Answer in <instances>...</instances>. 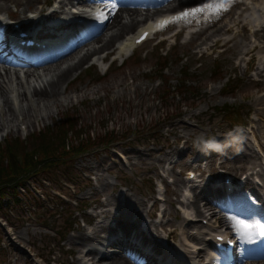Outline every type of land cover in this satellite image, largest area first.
Instances as JSON below:
<instances>
[{"label":"rangeland","instance_id":"obj_1","mask_svg":"<svg viewBox=\"0 0 264 264\" xmlns=\"http://www.w3.org/2000/svg\"><path fill=\"white\" fill-rule=\"evenodd\" d=\"M19 1L24 2L8 0L7 9L0 12L22 20L20 16L27 17L29 11L37 10L43 3L44 6L48 4L47 0H35L30 5H19ZM173 4L171 0L165 5L169 7L167 10L188 3ZM249 13L245 11V15L237 17L233 9L212 23L208 33L220 27L227 28L229 19L235 22L238 18L240 27L237 30L242 35H236L233 42L224 45L223 39L216 45L219 51L209 55H200L203 47L197 46L202 42L194 37L189 43L176 39L175 44L168 40L167 45H156L159 38L166 37L168 31H164L161 36L136 48L124 62L114 61L105 73V61L93 65L107 51L108 44L113 48L115 41L113 45L112 42L105 44L96 52L101 53L99 56L94 53L84 60L60 84L55 103L50 102L49 107L42 108L33 106L36 112L30 117L31 125H27L19 114V111L23 114L27 111L26 101H18L19 91H29V82L18 70L17 79L10 75L6 95L16 112L11 117L0 113V177L6 182L10 169L25 166L26 158L38 168L47 167L42 158L51 154L40 147H53L51 153L54 152L56 158L53 161L57 160V165L36 171L39 176L46 177L52 169L47 177L50 183H30L36 174L25 178L32 196L27 198L20 189L21 193L13 199L3 197L0 200V264H83L78 260L83 248L76 239L79 233L85 234V246L96 245L99 242L89 238L101 226H109L116 213L115 220H131L134 210L143 221L147 210L156 215L159 203L148 207L154 199L157 181L166 188L167 202L160 204L165 208L163 214L167 219L163 230L175 239V226L180 219L175 208L176 197L186 184L184 171L196 167L216 174L222 168L237 178L254 168L260 169L262 158L253 151L251 142L247 140V145L239 140L243 134L246 138L253 135L264 161V111L260 108L264 105L257 104L260 100L264 103V71L258 69L264 61L257 59L260 55L255 50L244 59L236 54L238 49L247 48L251 43ZM3 17L7 18V15ZM110 26H105L103 38L112 32ZM230 32L226 31L224 38ZM254 37L258 39V33ZM2 100L4 98L0 96V104ZM3 108L0 105V111ZM231 129L244 130L241 135H236L237 143H230L224 152H215L207 158V168L199 161L193 162L201 153L193 146L197 136L219 138L217 141L222 142L224 138L221 137ZM54 135L57 138L51 141ZM41 138L45 141L42 144L38 140ZM236 147L242 153L237 154ZM80 151H83L82 155L77 156ZM245 151L251 152L252 156L248 157ZM118 153L125 156V161ZM246 176L245 181L249 182L250 176ZM77 192L78 198L85 201L83 206L78 207L68 196ZM119 195L124 198L122 204L127 203L126 214H120L118 202L113 201ZM60 203L67 206L61 207ZM252 203L262 208L261 200L253 199ZM95 205H102L105 211L97 218L95 214L99 209H93ZM83 207H87L86 210L78 211ZM82 214L83 218L85 214L91 217L90 228L81 223ZM127 228L132 229L131 225ZM137 228L136 224L134 229ZM231 231L237 233L236 229ZM98 262L102 263L100 259Z\"/></svg>","mask_w":264,"mask_h":264},{"label":"bare ground","instance_id":"obj_2","mask_svg":"<svg viewBox=\"0 0 264 264\" xmlns=\"http://www.w3.org/2000/svg\"><path fill=\"white\" fill-rule=\"evenodd\" d=\"M3 2V4H0V11L7 9V2L8 0H0V2ZM35 0H24L22 4H28L30 5ZM203 0H173V5H179L185 3H191L196 2L199 3ZM61 3V2H60ZM68 3H71V0H68ZM65 6V2L62 3ZM248 7L252 8V13L256 14L257 12H260L259 15L256 16V22H257V29L262 28L264 30V0H247ZM67 5V4H66ZM73 6V5H71ZM141 6L144 10V12L141 11V9L138 7V4L135 0H114V5L111 6V17L109 18V21L107 22L106 26L111 24L110 28H112V32L108 35L104 36V32H101L105 29V27L100 31L101 33L97 34L96 36L92 37L91 39L87 40L86 42L80 44L78 46L79 49L70 52L69 56H63L62 58H57L52 61H46L41 64H35L30 65V67H22L17 66L15 64L10 63L9 61L4 60L3 54L5 55V50L2 41L0 43V96L4 98L2 100L3 111H0V113L3 115H8V117L14 116L16 110L11 105L9 97L6 95V91L8 90L9 86L7 85V82L11 77L18 78L17 70H23L24 78L27 82H29V91L23 90L22 92L19 91L18 97L20 98L18 101L25 100L26 101V110L24 111L25 114L21 113L19 111V114L22 116V119H25V122L27 125H31L30 117L33 116V113L36 112V109L33 108L35 105L36 107L42 108L43 106H50L51 103H55L57 100V96L60 93V84L65 81L69 75L74 71L77 67H79L84 60L89 58L91 55L96 53L101 47H104L105 44H108L110 42L116 41V39H122L121 37L124 32H131L135 29V27H138L140 25V21L142 19V16H146L147 8L145 7L146 4L141 2ZM169 8V7H168ZM64 11V10H63ZM36 14L41 13L42 11L40 9H37L34 11ZM154 13V12H153ZM74 17L81 18V15L73 14ZM189 20L194 16V14H190ZM26 18V17H24ZM173 18V16L171 17ZM230 22V19H229ZM139 23V24H138ZM198 23H194V25H197ZM145 24L140 26L142 28ZM212 27V25H207L205 27H198V29L195 32L194 38L199 39L202 43V45H205L208 43V41H211L212 38L217 37V35L223 34L222 32L225 31L226 27H220L219 30L208 33V30ZM68 32V30L66 31ZM257 33V32H255ZM254 33V35H256ZM103 36V37H102ZM204 36V38H202ZM264 36V33L259 34V37ZM2 40V38H0ZM128 40V39H127ZM208 40V41H206ZM47 42H50L51 40H46ZM101 42V44H100ZM93 43H95V46ZM111 43V44H112ZM125 44V41L123 42ZM109 46V48H108ZM107 50L111 48V45L108 44ZM201 46H198L199 48ZM263 48V47H262ZM255 50V53H261L258 49L253 46L249 45L247 48L244 49H238L236 54L241 57V59H244L246 55L251 54ZM101 50L100 52H102ZM264 53V51H263ZM101 54V53H100ZM99 52L95 55H100ZM94 55V56H95ZM263 57V54L261 55ZM73 59L72 61H69ZM14 66V67H12ZM17 68V69H16ZM260 71L264 70L263 66H258ZM257 75V74H256ZM30 80L33 81V83H30ZM4 84V85H2ZM23 82L20 81V87ZM64 91V90H63ZM31 101V103H30ZM258 105H264L262 100L257 102ZM262 111H264V106L260 107ZM29 111H31V114H29ZM264 113V112H263ZM18 118V116H17ZM16 118V119H17ZM12 120V119H11ZM13 121V120H12ZM235 152L238 151L237 147L234 150ZM215 153V152H212ZM248 157H251L252 154L249 151L244 152ZM205 154V153H203ZM231 156V155H230ZM253 160H256V158H253ZM201 182V181H200ZM213 189L211 188H204L202 189L201 193H197L193 198V207H194V213H188L186 210L192 209L188 208V204L184 206H180L181 208H184L185 210L182 211V214L179 216L180 219L178 221V225L176 227V230L179 232L181 240L175 241L176 244H174V250L173 249V240L171 239V244L163 243V240L155 239L152 234L147 235V233H144L141 229H137L136 234H138L140 238V242L142 241L143 246L148 251L147 255L143 253V250L141 246H139V250L141 253L147 257V259L151 260L152 262L156 264H161L162 260H167L169 264H190L188 260H195L199 254L200 250L197 249L200 244H208V246H212L211 243H208V239L212 238L213 235L212 232H214L216 228V223L218 224L220 222L224 223L228 227V229L231 231L232 229H236L237 235L239 236V239L242 241L247 240L249 243L253 241V235L251 237L248 236H242L241 235V229L237 226V221H244L247 224L251 225L250 223L254 220L256 223L260 224V221L264 223V214L260 211H257L251 206V200H244L241 202L235 203L232 207H226V205H221L222 203L219 202L217 204L213 203V200H215V194H210ZM209 191V192H208ZM187 194H189V189L187 190ZM248 195L250 198L255 199L259 198L260 194L258 193L257 189L249 190ZM119 200V199H118ZM113 201H117V197L113 198ZM201 202H204V204H211L212 206L209 209H204L201 205ZM139 204H143L142 201H138ZM127 203H125L126 205ZM124 204H122V201H118L119 206V213L120 214H126L128 212L127 208ZM213 208V209H212ZM217 208L218 210H215ZM179 215V213H177ZM148 216V213H147ZM198 218H204L207 219V224H199L196 220ZM126 223L127 225L123 224ZM140 223V216L138 215V212L134 210L133 217L131 220H119L114 219V221L110 224V226H101L100 229L96 230V233L92 238H89L92 242L97 240L99 242L98 244H104L106 243V238L110 237L111 235L118 237H121L123 235H127V233L130 231L127 227L131 225L132 229H134V226ZM231 224V225H230ZM148 226V225H147ZM147 226L144 224V228L147 230ZM157 223H150L149 227L152 229V232H156L158 229ZM192 226V229L195 233L188 231L187 227ZM121 230V234H118V232ZM253 227L250 229H247V231L252 232ZM233 233V232H231ZM76 237V239L79 241L78 243L81 244V247H83L80 250L79 257L83 264H132L129 259H125L123 255H121L118 251H114L112 253H109L110 255L107 256V253H103L100 256L98 255V252H100V249L95 245H89L85 246L86 237L85 234L79 233ZM179 234L177 233L176 237H179ZM111 236V237H112ZM235 236V235H234ZM160 238V236H158ZM162 238V237H161ZM116 243H117V239ZM105 241V242H104ZM103 242V243H102ZM112 242L108 246H112ZM137 248V247H136ZM264 253V251H263ZM91 257H88V256ZM101 258H99V257ZM157 256H159V259H157ZM102 262L99 263L98 261ZM106 261H104V260ZM211 262L213 263L215 261V258H211ZM194 264H198L195 262ZM239 264H264V258H262L261 261L257 260L255 261H249Z\"/></svg>","mask_w":264,"mask_h":264},{"label":"trees","instance_id":"obj_3","mask_svg":"<svg viewBox=\"0 0 264 264\" xmlns=\"http://www.w3.org/2000/svg\"><path fill=\"white\" fill-rule=\"evenodd\" d=\"M45 129L46 128H44V130ZM63 132H64V130H63ZM48 133L52 134L53 132H48ZM39 137H40V135H39ZM56 138H57V136L54 135L52 137L51 141L56 139ZM36 140L37 139H35L34 142H36ZM38 140H39V143H41V144L43 142H45L42 140V138L38 139ZM14 145H15V143L12 146H14ZM40 149H42L44 152L48 151L51 154V156H45L42 158V159H44L43 162H45V164H47V167L38 168V165L36 163L34 165H32L31 164L32 161H30L28 158H26L25 163H24L25 166L19 165V167H16L12 170L10 169V172L6 175V176H9V178L6 179V182L3 181V180H5V179H3V177H0V200L3 197H8L9 199H13L14 194H16V192H17V185L25 186V181H24L25 178L32 176L34 174H36L35 176H38L40 174L36 171H41L42 169H43L42 171H45V169H49L51 167L53 168V166L55 167V165H57L56 164L57 160L53 161L56 158V156H55L54 152H53V154L51 153L54 150L52 146H49L46 148L40 147ZM33 151H34V153L38 154V152H36L35 150H33ZM68 151H70V150H68ZM31 156L33 157V154ZM28 157H29V155H28ZM45 158L46 159L48 158V159L46 160ZM19 160H20V158H19ZM16 163L19 164V162H16ZM1 171L5 172V170H1ZM51 171H52V169L46 173L48 175L46 177H49V175L51 174ZM5 174H6V172H5ZM75 200H77V199L75 198ZM64 205H66V204H64Z\"/></svg>","mask_w":264,"mask_h":264},{"label":"clouds","instance_id":"obj_4","mask_svg":"<svg viewBox=\"0 0 264 264\" xmlns=\"http://www.w3.org/2000/svg\"><path fill=\"white\" fill-rule=\"evenodd\" d=\"M231 136V133H229ZM193 146L205 154L210 152L222 153L226 147L230 146V141L219 142L216 139H206L203 135L197 136L193 141Z\"/></svg>","mask_w":264,"mask_h":264},{"label":"snow or ice","instance_id":"obj_5","mask_svg":"<svg viewBox=\"0 0 264 264\" xmlns=\"http://www.w3.org/2000/svg\"><path fill=\"white\" fill-rule=\"evenodd\" d=\"M230 2V0H220V4L215 6V9L217 12L221 11L223 9L224 4ZM198 11H203V9H195L192 10L191 14H195ZM190 13L185 12L179 14L180 18H183L184 16L189 15ZM237 226L241 229V235L242 236H248L251 237L253 235L252 232L247 231V229H250L252 227H255L257 229V232L255 234H258L260 236H264V224H257V225H249L244 221H237Z\"/></svg>","mask_w":264,"mask_h":264}]
</instances>
